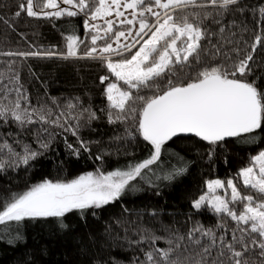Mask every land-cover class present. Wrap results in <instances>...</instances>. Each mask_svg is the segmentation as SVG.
Listing matches in <instances>:
<instances>
[{
	"label": "trees",
	"instance_id": "obj_1",
	"mask_svg": "<svg viewBox=\"0 0 264 264\" xmlns=\"http://www.w3.org/2000/svg\"><path fill=\"white\" fill-rule=\"evenodd\" d=\"M91 2L98 3V0ZM22 3L26 4L27 0H0V99L5 91H10L4 103L15 101V88L20 87L28 100L26 105L21 101L22 106L43 108L45 114L51 109V120L65 112L61 121L68 119L70 125L76 126L77 121L72 117L83 109L95 112L97 118L89 121L88 113L83 112L79 119L78 136L89 151L80 148L71 131L45 124L35 116L36 123L23 127L12 119L0 120V144L7 142L21 154L25 145L40 153L28 165H6L0 171V204L45 180L62 182L90 171L127 170L128 165L143 161L152 151L132 120L108 122V102L104 94L108 81L101 84L100 77L108 76L111 81L115 77L100 60L85 55L93 47L91 36L96 34L84 26L88 16L80 12L75 17H29L22 11L17 17L15 13ZM262 5L264 0H240L227 11L218 7L196 9L201 12V18L204 11L211 13L210 18L203 21L209 35L200 42L208 54H202L201 64L177 71L172 79L186 82L188 76H194L204 64H230L223 55L225 52L233 60L251 52L255 36L264 35V20L256 14ZM72 34L79 37L77 56L63 59L60 54H67V36ZM97 45H104V40L98 39ZM216 48H220L221 54L213 57L210 53ZM233 49L239 50V57ZM34 52L41 55H3ZM49 52L57 55H45ZM250 65L252 75L247 79L255 80L264 89V46L257 47ZM141 94L152 93L145 89ZM69 101L77 104L70 110L71 115L65 107ZM41 144L48 147L42 148ZM69 144L80 149L79 155L73 153ZM263 149L264 130L226 138L216 145L192 134H180L164 146L161 159L151 166L153 171L144 179L133 181L134 189L126 190L118 200L99 209L67 214L63 218L66 228H60L55 218L0 225V264H141L147 251L153 247L168 248L165 241L172 239L175 244L179 242L177 236L185 237L179 242L181 247L177 254L196 260L201 259L197 253L211 243L200 233L195 234L198 244L187 239L189 230L196 226L211 229L217 237V245L205 254L206 264L218 259L228 264L227 254L219 256V237L231 241L235 222L228 217L222 219L208 207L197 211L192 204L205 194L207 182L213 179H232L242 194H248L238 173ZM97 156L102 159L97 160ZM0 159L11 164L13 157L5 149L0 152ZM181 166L186 168L183 175L170 181L163 179L169 171ZM235 208L239 211L240 205ZM221 224L224 227H220ZM17 234L21 239H15ZM150 234L162 239L155 246L150 241L137 243L142 235ZM236 247L239 249L240 245ZM246 256L250 264L252 261L260 264L259 249L250 250Z\"/></svg>",
	"mask_w": 264,
	"mask_h": 264
},
{
	"label": "snow or ice",
	"instance_id": "obj_2",
	"mask_svg": "<svg viewBox=\"0 0 264 264\" xmlns=\"http://www.w3.org/2000/svg\"><path fill=\"white\" fill-rule=\"evenodd\" d=\"M61 3L68 8H61ZM240 0H27L21 4L17 17L26 11L29 17L67 15L75 17L84 12L89 20L109 17L115 12V20H106L107 27L104 35L99 31L91 36L92 48L85 55L98 59L104 63L108 72L115 77L114 81L108 76L100 77L101 84L108 81L104 94L107 100V117L109 123L132 120L143 140L151 145V153L141 162L130 164L127 170H117L93 176L92 173L81 175L67 183L45 180L32 186L22 194H13L0 204V225L7 226L11 222L19 225L25 220L55 218L60 228H66L63 218L74 211L83 214L89 209H99L118 200L126 190L135 188L133 181L144 179L148 172L153 171L152 165L161 159L164 146L180 134H192L210 145H216L226 138L251 135L257 130H264V89L255 80L249 81L252 75L250 62L258 46H264V35L255 36L251 45V52L243 58L233 60L228 53H223L230 64H204L196 70L194 76H188L187 81H174L172 76L177 71L183 72L186 68L202 63V54H208L200 43L209 33L203 27V21L210 18L211 13L196 9L221 8L227 11ZM130 11V17L125 11ZM45 9H55L48 12ZM243 11V9H240ZM90 13V15H89ZM178 13H180L178 15ZM256 14L264 20V5L256 10ZM151 17L152 19H149ZM122 18V19H121ZM128 25L121 29L114 25ZM219 23V21H216ZM138 25V27H137ZM85 28L99 29L96 24L89 25L85 21ZM223 33L224 29L221 28ZM123 38V40H122ZM98 39L104 40V45H97ZM79 37L72 34L67 36V54H60L61 58L76 57V44ZM239 57V50L233 49ZM213 57L221 54L220 48L210 53ZM3 55L37 56L40 53H3ZM47 56L56 53H45ZM118 58V59H114ZM18 79V78H17ZM6 87V86H5ZM147 89L151 95H142ZM15 101L8 100L10 91H5L0 99V120L7 122L12 119L19 126L37 122L71 131L77 137L80 148L89 151L87 144L79 139V119L83 112L88 113V120L96 119L95 112L83 109L75 117L76 126L69 124L68 119L61 121L65 112H61L56 119L51 120L52 110L47 113L43 108L29 109L26 105L27 96L21 88H15ZM53 103H56L53 100ZM71 115L77 104L69 101L65 106ZM37 119H33V117ZM67 125V127H66ZM47 148V144H41ZM73 153L79 155L80 149L68 145ZM5 149L13 157L11 164L8 160L0 159V171L7 166L19 167L28 165L40 153L24 146L23 153H17L7 142L0 144V152ZM211 155V154H210ZM97 160L102 157L97 156ZM186 172L181 166L172 169L163 179L173 180ZM243 185L249 190L242 194L232 180L222 182L214 180L207 182L208 195H201L192 204L197 211L204 207L210 208L214 214L222 219L228 217L235 222L236 228L232 231L231 241L219 237L221 251L219 256L227 254L228 264H250L246 254L250 250L259 249L260 264H264V151L251 157L250 165L238 173ZM151 183V181H149ZM225 189V195H216L217 189ZM230 189V196L227 190ZM227 197V198H226ZM235 205H240L239 211ZM220 227H224L223 224ZM237 232L240 233L237 236ZM200 233L208 237L211 243L203 247L197 255L201 259L193 260L190 257L177 254L185 237L177 236L176 242L167 239L168 248L153 247L145 253V260L141 264H206L205 254L217 245V237L211 230L200 226L193 227L187 234V239L199 243L195 234ZM16 240L21 239L17 234ZM162 237L154 234L142 235L137 243L150 241L155 246ZM9 243H12L9 240ZM240 248L237 249L236 245ZM174 245V246H173ZM212 264H225L223 260H214ZM251 264H256L252 261Z\"/></svg>",
	"mask_w": 264,
	"mask_h": 264
},
{
	"label": "rangeland",
	"instance_id": "obj_3",
	"mask_svg": "<svg viewBox=\"0 0 264 264\" xmlns=\"http://www.w3.org/2000/svg\"><path fill=\"white\" fill-rule=\"evenodd\" d=\"M58 2H59V0H58ZM60 6H61V8H68V7H69L68 5H64V4H62V3H61ZM120 10H121V11H125L123 8H121ZM34 11L39 12L40 10H39V9H36V8H35V5H34ZM45 11L52 12V11H55V9H45ZM130 11H131V10H127V11H125V16H129V18H131V17H130ZM41 16H42V15H41ZM115 19H116V18H115V12H114V11H113V15H112V16L98 18L97 20H94V21L89 20V17L86 18V20L88 21L89 25L96 24V25H99V26H100V28H99L98 30H97V29H92V28H89V29L93 30L95 33H97V31H99V34H100L101 36L104 35V29L107 27L105 21H106V20H115ZM121 19H122V18H121ZM149 19H152V18L149 17ZM114 26H116V27H120L122 30L125 29V28L130 27V26H128V25H123V26H121V25H119L118 22H117V24L114 25ZM137 27H138V25H137ZM122 40H123V38H122ZM102 46H103V45H102ZM261 151H264V149L261 150ZM110 172H112V171H110ZM88 173H92L93 176H97V175H99V174H105V175H106V174L109 173V172L90 171V172L83 173V174H81V175H87ZM81 175L77 176V177L74 178V179H71V180H68V181H62V182H60V183L71 182L72 180H75V179L79 178ZM240 178H241V177H240ZM214 180H219V179H213V180H210V181H214ZM229 180H232V179H229ZM220 181H222V180H220ZM227 181H228V180H227ZM232 181H233V180H232ZM241 181H242V178H241ZM208 182H209V181H208ZM222 182H226V181H222ZM54 183H56V182H54ZM34 186H35V185H34ZM230 191H231L230 189L227 190V194H228V196H230ZM215 194H216V195H222V196H224V195H225V189H224V188L217 189ZM204 195H208L207 186H206V192H205ZM226 198H227V197H226Z\"/></svg>",
	"mask_w": 264,
	"mask_h": 264
}]
</instances>
